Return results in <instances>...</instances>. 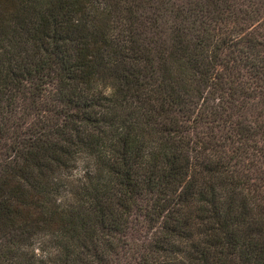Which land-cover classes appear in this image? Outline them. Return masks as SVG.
Instances as JSON below:
<instances>
[{
	"label": "trees",
	"instance_id": "trees-1",
	"mask_svg": "<svg viewBox=\"0 0 264 264\" xmlns=\"http://www.w3.org/2000/svg\"><path fill=\"white\" fill-rule=\"evenodd\" d=\"M0 264H264V0H0Z\"/></svg>",
	"mask_w": 264,
	"mask_h": 264
}]
</instances>
